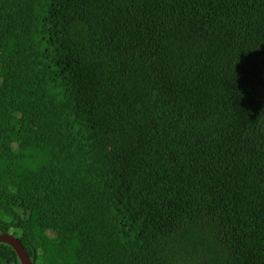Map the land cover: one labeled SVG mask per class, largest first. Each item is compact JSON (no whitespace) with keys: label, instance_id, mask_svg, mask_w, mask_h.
<instances>
[{"label":"trees","instance_id":"trees-1","mask_svg":"<svg viewBox=\"0 0 264 264\" xmlns=\"http://www.w3.org/2000/svg\"><path fill=\"white\" fill-rule=\"evenodd\" d=\"M0 231L33 264H264V0H0Z\"/></svg>","mask_w":264,"mask_h":264},{"label":"water","instance_id":"water-1","mask_svg":"<svg viewBox=\"0 0 264 264\" xmlns=\"http://www.w3.org/2000/svg\"><path fill=\"white\" fill-rule=\"evenodd\" d=\"M0 243L9 245L15 252L19 264H33L32 259L26 252V249L11 232H0Z\"/></svg>","mask_w":264,"mask_h":264},{"label":"flooded vegetation","instance_id":"flooded-vegetation-1","mask_svg":"<svg viewBox=\"0 0 264 264\" xmlns=\"http://www.w3.org/2000/svg\"><path fill=\"white\" fill-rule=\"evenodd\" d=\"M1 232V231H0Z\"/></svg>","mask_w":264,"mask_h":264}]
</instances>
